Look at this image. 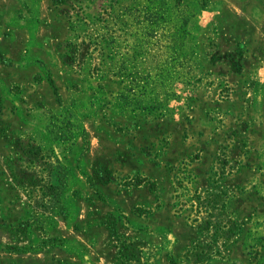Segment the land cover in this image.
Returning <instances> with one entry per match:
<instances>
[{"label": "rangeland", "instance_id": "374dc122", "mask_svg": "<svg viewBox=\"0 0 264 264\" xmlns=\"http://www.w3.org/2000/svg\"><path fill=\"white\" fill-rule=\"evenodd\" d=\"M0 28V264H264V0H0ZM149 177L164 240L116 221Z\"/></svg>", "mask_w": 264, "mask_h": 264}, {"label": "crops", "instance_id": "0c3cea01", "mask_svg": "<svg viewBox=\"0 0 264 264\" xmlns=\"http://www.w3.org/2000/svg\"><path fill=\"white\" fill-rule=\"evenodd\" d=\"M13 24L12 26L15 28H26V20L25 18H21L19 16L15 17L12 19ZM12 22L8 21L7 25L10 26ZM9 29V28H8ZM1 30V28H0ZM32 30H29V32H31ZM8 38L12 39V35H9ZM31 41V40H29ZM32 44L35 43L34 40L32 39ZM35 46V45H34ZM32 46V47H34ZM36 47H39L38 45ZM12 62V63H11ZM11 64L15 63L16 66H20L21 68H23V64L25 66H27L26 64H30L33 62L35 63H42L41 58H37L36 56L33 55H26L25 56V62L23 63V58L22 59H16V61H12L11 60ZM181 159L184 160L183 154L181 155ZM158 161V159H157ZM154 164V163H152ZM166 162H162V165L159 166L158 169H165L167 167L166 166ZM111 181H106L103 185H109L111 183H114L116 181H118L116 184V188H114L113 190H111L112 196H117L118 194H125L126 196H128L126 193L123 192V188L120 189L119 188V180H117L115 177L111 178ZM149 181H147L146 179H142V180H138L136 179V183H134L133 189L136 191H143L147 196L146 199H136L135 201L132 202L131 207L129 206L128 208L126 207H122V206H118V208L116 207V209L119 211V215L120 217L116 220L117 222H119L120 224H123L124 226H126L128 228V230L130 231H138L141 234H144L146 238H149V236H154L158 237V238H163V240L165 239V237H169V232L166 230L164 231V229H160L157 226L156 223V218L154 216V213L160 208V204H162L163 202H161L160 200H158L156 193L154 192L153 186L151 183H155V186L157 188V180L149 177L148 178ZM115 180V181H113ZM113 181V182H112ZM149 182V183H148ZM121 187V186H120ZM125 191V190H124ZM103 199L109 203V204H113V199L106 197L102 194L101 190L99 193ZM161 234V236H160ZM168 239V238H166ZM162 240V239H161ZM28 246L23 248V251H20L21 254H23V256H27L29 255L30 257L27 259H33L32 262L33 264H36L39 262V260L41 259L43 253H42V248H41V240H34V241H30L28 240L27 242ZM29 245H33V247H29ZM64 250V256H68V255H72V254H76V256L79 258L80 262L79 264H89L84 262L85 258L88 257L87 253H84L82 250H80L81 252H75L74 249H68L67 247L61 248ZM33 257V258H32ZM58 264H75L74 262H68V261H60Z\"/></svg>", "mask_w": 264, "mask_h": 264}, {"label": "trees", "instance_id": "16d2710c", "mask_svg": "<svg viewBox=\"0 0 264 264\" xmlns=\"http://www.w3.org/2000/svg\"><path fill=\"white\" fill-rule=\"evenodd\" d=\"M54 93L56 94L57 92L54 90ZM59 185H53L52 183L48 186V192L50 193V195L52 196H57V190H58ZM214 207L211 206V209H213Z\"/></svg>", "mask_w": 264, "mask_h": 264}]
</instances>
